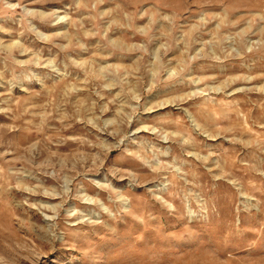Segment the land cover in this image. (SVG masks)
I'll return each instance as SVG.
<instances>
[{"label": "rangeland", "instance_id": "1", "mask_svg": "<svg viewBox=\"0 0 264 264\" xmlns=\"http://www.w3.org/2000/svg\"><path fill=\"white\" fill-rule=\"evenodd\" d=\"M0 264H264V0H0Z\"/></svg>", "mask_w": 264, "mask_h": 264}]
</instances>
